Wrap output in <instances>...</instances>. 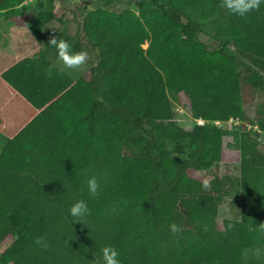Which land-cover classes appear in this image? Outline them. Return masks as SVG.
Instances as JSON below:
<instances>
[{
    "label": "trees",
    "instance_id": "1",
    "mask_svg": "<svg viewBox=\"0 0 264 264\" xmlns=\"http://www.w3.org/2000/svg\"><path fill=\"white\" fill-rule=\"evenodd\" d=\"M26 1L0 0V18L25 14L47 56L57 57L55 36L91 60L43 101L25 151H0V264H103L106 246L120 264H264L260 135L235 127V181L213 177L205 189L191 175L221 162L230 119L264 131V4L240 18L221 0H88L71 11V35L50 24L64 0L47 10ZM181 96L195 122L187 137L175 123ZM225 197L238 209L219 228ZM80 200L82 224L70 215Z\"/></svg>",
    "mask_w": 264,
    "mask_h": 264
},
{
    "label": "crops",
    "instance_id": "2",
    "mask_svg": "<svg viewBox=\"0 0 264 264\" xmlns=\"http://www.w3.org/2000/svg\"><path fill=\"white\" fill-rule=\"evenodd\" d=\"M16 18L24 21L25 14L0 18V151H25V126L46 106L43 101L54 89L87 74L86 68L80 75L78 70L60 72L57 57L45 55L34 37L13 34Z\"/></svg>",
    "mask_w": 264,
    "mask_h": 264
},
{
    "label": "rangeland",
    "instance_id": "3",
    "mask_svg": "<svg viewBox=\"0 0 264 264\" xmlns=\"http://www.w3.org/2000/svg\"><path fill=\"white\" fill-rule=\"evenodd\" d=\"M88 0H64L65 9L67 12H59L58 5H54V12L56 13V20L50 22L51 27L54 29H60L66 27L69 30V33L74 34V29L76 27V16H73L71 13L72 10L82 8L84 2ZM26 6L35 7L36 9H49L47 7V0H27L25 2ZM36 12V11H35ZM28 13V14H27ZM26 13V16H30L31 10ZM59 18L61 23L59 22ZM3 21V20H2ZM15 24L12 28L14 35H21L25 33L28 37H33L29 31L27 25L21 18H16L14 20ZM78 70L79 75L84 71ZM181 100L184 102V106L177 105L176 107V125L178 127L179 135L181 137H187L190 135L192 126L195 124L190 117L188 116V101L181 96ZM253 115V113L251 112ZM226 132L223 138V151L221 162L213 165L209 170L203 172L193 171L191 173L192 177L200 181L205 179H211L213 177H218L219 179L233 180L235 181L239 175V152L236 146H234V134L238 131L235 129L225 126ZM231 129V130H230ZM258 138L259 149L264 153V131ZM238 202L235 199L225 197L221 200L219 205V214H218V224L221 228V222L225 218H231L233 214L237 211Z\"/></svg>",
    "mask_w": 264,
    "mask_h": 264
},
{
    "label": "clouds",
    "instance_id": "4",
    "mask_svg": "<svg viewBox=\"0 0 264 264\" xmlns=\"http://www.w3.org/2000/svg\"><path fill=\"white\" fill-rule=\"evenodd\" d=\"M264 0H221L220 7L226 9L230 14L240 18H246L250 13L259 11ZM48 45L54 47L57 52V59L60 63V72L64 70H83L87 67L91 56L87 51L74 52L69 41L53 36ZM56 65H52L47 70L46 75L51 77L52 69ZM205 189L211 188L210 179H205L202 185ZM88 193L90 198L99 196L100 184L95 177L87 181ZM90 214V209L87 203L83 200L77 201L70 208V215L76 218V223L82 224L85 217ZM264 227V224H261ZM169 230L173 235H178L183 231L182 227L173 223L169 225ZM34 243L41 245L47 249L48 245L44 237L37 238ZM103 264H120L119 252L111 246H106L101 249Z\"/></svg>",
    "mask_w": 264,
    "mask_h": 264
},
{
    "label": "built area",
    "instance_id": "5",
    "mask_svg": "<svg viewBox=\"0 0 264 264\" xmlns=\"http://www.w3.org/2000/svg\"><path fill=\"white\" fill-rule=\"evenodd\" d=\"M196 123L198 125H203L205 123V121H203V120H197ZM212 124L214 126H216V127H221L222 125H225V123L220 122V121H214ZM226 125H228L229 128L236 127V126H239V125H244L247 130H251L253 132H256L258 135L263 134L262 131H260L256 126H250L247 123H241L238 119H234V120L233 119H230L226 123Z\"/></svg>",
    "mask_w": 264,
    "mask_h": 264
},
{
    "label": "water",
    "instance_id": "6",
    "mask_svg": "<svg viewBox=\"0 0 264 264\" xmlns=\"http://www.w3.org/2000/svg\"><path fill=\"white\" fill-rule=\"evenodd\" d=\"M179 208H180V210H182L181 207H179Z\"/></svg>",
    "mask_w": 264,
    "mask_h": 264
}]
</instances>
